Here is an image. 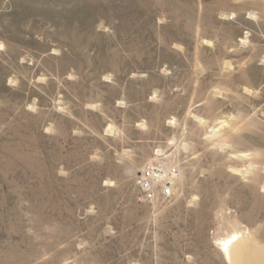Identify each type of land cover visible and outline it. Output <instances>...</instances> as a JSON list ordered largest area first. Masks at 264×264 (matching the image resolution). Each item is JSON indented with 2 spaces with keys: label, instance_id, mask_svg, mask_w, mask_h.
I'll return each instance as SVG.
<instances>
[{
  "label": "rangeland",
  "instance_id": "374dc122",
  "mask_svg": "<svg viewBox=\"0 0 264 264\" xmlns=\"http://www.w3.org/2000/svg\"><path fill=\"white\" fill-rule=\"evenodd\" d=\"M233 233L264 264V0H0V264H233Z\"/></svg>",
  "mask_w": 264,
  "mask_h": 264
},
{
  "label": "built area",
  "instance_id": "2783aa9c",
  "mask_svg": "<svg viewBox=\"0 0 264 264\" xmlns=\"http://www.w3.org/2000/svg\"><path fill=\"white\" fill-rule=\"evenodd\" d=\"M162 157L150 161L138 174L139 197L146 203L174 198L179 168L169 156Z\"/></svg>",
  "mask_w": 264,
  "mask_h": 264
},
{
  "label": "bare ground",
  "instance_id": "6f19581e",
  "mask_svg": "<svg viewBox=\"0 0 264 264\" xmlns=\"http://www.w3.org/2000/svg\"><path fill=\"white\" fill-rule=\"evenodd\" d=\"M248 235L233 233L220 242L221 249L227 260L233 264H246L248 257L247 243Z\"/></svg>",
  "mask_w": 264,
  "mask_h": 264
}]
</instances>
